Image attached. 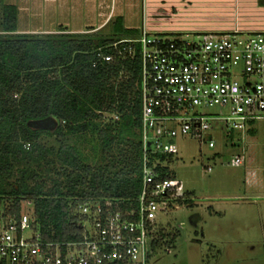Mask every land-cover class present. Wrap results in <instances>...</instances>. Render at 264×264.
<instances>
[{
    "label": "trees",
    "instance_id": "obj_1",
    "mask_svg": "<svg viewBox=\"0 0 264 264\" xmlns=\"http://www.w3.org/2000/svg\"><path fill=\"white\" fill-rule=\"evenodd\" d=\"M17 15L13 4L0 15V203L18 215L32 201L43 237L68 241L79 232L72 214L78 201H126L141 192L140 55L102 58L140 28L117 17L108 34L16 33ZM47 117L58 120L55 129L28 125ZM88 133L105 164L86 161L78 139ZM32 164L51 167V187Z\"/></svg>",
    "mask_w": 264,
    "mask_h": 264
},
{
    "label": "built area",
    "instance_id": "obj_2",
    "mask_svg": "<svg viewBox=\"0 0 264 264\" xmlns=\"http://www.w3.org/2000/svg\"><path fill=\"white\" fill-rule=\"evenodd\" d=\"M111 46L117 53L103 55L105 61L140 55L141 192L126 201H78L72 214L79 232L68 241L45 239L35 208L25 212L22 202L17 215L10 202L0 203V264H149L160 214L188 199L170 167L178 138L214 148L217 121L229 135L264 120V32L166 34L143 25ZM243 161L234 155L228 163Z\"/></svg>",
    "mask_w": 264,
    "mask_h": 264
},
{
    "label": "rangeland",
    "instance_id": "obj_3",
    "mask_svg": "<svg viewBox=\"0 0 264 264\" xmlns=\"http://www.w3.org/2000/svg\"><path fill=\"white\" fill-rule=\"evenodd\" d=\"M27 1L18 30L30 34H40L35 30L43 29L52 33L89 31L104 21L99 13H107L111 7L117 14L125 12V26L139 28L145 23L153 33L186 34L193 32L181 30L206 27L222 31L237 19L244 21L243 15L238 18L232 2L207 4V9L181 6L178 14L171 11L170 18H155L152 10L160 5L158 0H149L151 10L148 0ZM111 22L100 33L108 34ZM253 128L254 133L233 131L228 135L224 124L217 121L211 132L214 148L195 138H178V151L170 157V167L184 182L192 202H176L160 214V235L164 237L159 236L161 245L149 264H264V120L256 121ZM95 142L90 133L78 139L88 163L105 164L108 159L95 148ZM234 155L244 158L239 166L228 163ZM32 166L51 187V179L56 177L51 167ZM17 176L15 171L10 182L15 184ZM22 208L29 212L34 204L25 201Z\"/></svg>",
    "mask_w": 264,
    "mask_h": 264
},
{
    "label": "crops",
    "instance_id": "obj_4",
    "mask_svg": "<svg viewBox=\"0 0 264 264\" xmlns=\"http://www.w3.org/2000/svg\"><path fill=\"white\" fill-rule=\"evenodd\" d=\"M232 2L233 8L236 11V14L243 15L244 21H238V19L234 22H231V25L229 27H224L227 28L226 30H215L214 28L211 27H206L202 30L193 28L192 29H183L181 31H187L190 30L189 32H210V31H218V32H227V31H234V30H241V31H256V32H264V0H158V4L152 12L154 13L155 18H160V17H172V13L178 14V8L181 6L191 8L192 6H197L202 9H207V4L212 5H221L223 3H228ZM29 2L27 0H0V15L2 14L3 6L5 4H13L16 5L18 8V15H17V29H18V23L20 20V15L21 11H24V8L27 6ZM162 4L164 6H162ZM149 6V0L147 2V7ZM168 7L170 9H168ZM149 10H151V7L149 6ZM100 15H104V21L101 22L100 24L96 26L89 27L91 28L89 31L88 30H71V33H86V32H95L101 29H104L108 23L111 21H114L117 17H120L123 19V22L125 20V12L118 13L113 7L107 11V13L100 12ZM170 14V15H169ZM143 25L146 26L144 23ZM142 25V26H143ZM129 27V26H126ZM148 28V26H146ZM131 28V27H130ZM134 28V27H132ZM141 28V27H139ZM179 31V32H181ZM17 32L19 33H27V31H20L18 30ZM16 32V33H17ZM35 32H42L40 34H48L52 33L51 30L49 29H43L41 31L35 30ZM63 32V30H61ZM60 33V32H57ZM255 128L251 129L249 132L254 133Z\"/></svg>",
    "mask_w": 264,
    "mask_h": 264
},
{
    "label": "water",
    "instance_id": "obj_5",
    "mask_svg": "<svg viewBox=\"0 0 264 264\" xmlns=\"http://www.w3.org/2000/svg\"><path fill=\"white\" fill-rule=\"evenodd\" d=\"M59 122L54 117H47L45 119L32 120L28 122V125L35 129H55Z\"/></svg>",
    "mask_w": 264,
    "mask_h": 264
}]
</instances>
